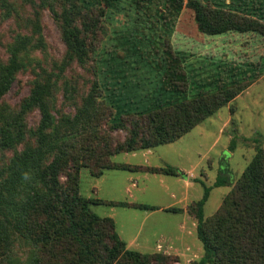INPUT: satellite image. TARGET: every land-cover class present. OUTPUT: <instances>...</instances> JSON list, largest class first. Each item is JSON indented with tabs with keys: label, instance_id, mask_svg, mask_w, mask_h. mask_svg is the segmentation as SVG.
Here are the masks:
<instances>
[{
	"label": "trees",
	"instance_id": "trees-1",
	"mask_svg": "<svg viewBox=\"0 0 264 264\" xmlns=\"http://www.w3.org/2000/svg\"><path fill=\"white\" fill-rule=\"evenodd\" d=\"M116 1L90 6L88 0H61L58 19L66 56L58 65L59 73L45 71L34 80L19 106L13 107L4 99L25 66L21 54L30 40L19 37L9 47V59L0 57V264H174L180 260L175 254L128 248L114 218L97 214L92 206L157 207L84 196L81 171L87 168L95 177L110 169L185 175L172 165L135 166L115 162L113 157L176 142L249 85L219 87L189 100L160 102L155 107L149 104L141 110L132 106V111L118 101H108L96 75L76 113L57 117L55 94L61 73L71 63H88L90 35L98 33L107 8ZM233 2L187 0L186 4L203 34L252 33L264 40V18L246 7H234ZM8 3L0 0V8H8ZM179 82L167 89L185 91ZM36 111L40 118L32 125L29 116ZM201 183L203 197L187 209L197 220L204 255L190 264H264V147L258 149L218 210L207 219L204 209L212 187ZM226 183L223 175L214 185ZM167 211L183 209L171 207ZM25 246L26 260L21 253Z\"/></svg>",
	"mask_w": 264,
	"mask_h": 264
},
{
	"label": "rangeland",
	"instance_id": "rangeland-1",
	"mask_svg": "<svg viewBox=\"0 0 264 264\" xmlns=\"http://www.w3.org/2000/svg\"><path fill=\"white\" fill-rule=\"evenodd\" d=\"M88 1L90 6H103L104 2ZM205 1L219 3L221 0ZM231 1L233 0H226V3ZM242 1L244 0H234V7H246L252 14L264 18V0H246L247 4ZM8 2V8H0V57L9 59V47L19 37L30 40L21 54L25 66L17 74L4 99L16 107L29 95L38 76L45 71H59L58 65L62 64L67 49L58 19L61 0ZM186 3L187 0L182 5L168 0H118L107 8L98 33L91 34L88 40V63H71L61 73L55 94V114L58 117L63 113H76L96 75L107 94L105 98L112 103L118 101L132 111L135 108L144 109L149 104L155 107L160 102L166 104L189 100L218 90L219 87L249 85L227 106L176 142L152 149L154 154L150 159L154 164L166 162L190 168L200 161V166L194 170L195 174L207 186L212 187L204 209L207 219L218 210L223 198L230 192L258 149L264 147V40L260 35L252 33L229 32L217 36L203 34L198 29L194 12ZM178 72L184 74H177ZM180 79L185 80L179 82ZM176 80L180 85L183 83L185 91L167 89L169 86L174 87ZM39 118V112L32 113L29 116L30 124L37 123ZM132 157L120 154L115 159L117 162L128 160L135 163L142 159L140 156ZM223 175L227 177V183L215 187V182ZM110 179L108 176L105 179L95 177L87 168H83L81 192L84 196L91 197L95 196L94 188H98V196L102 198L109 193H105V190L111 189L122 197L123 184H112L113 179ZM201 185H195L192 196L201 194L203 197L205 189ZM112 186H115L114 189ZM169 199L167 187L158 184L143 201L157 204L158 201L166 203ZM124 207L93 205L92 210L101 216H114L116 227L120 230H135L148 212L146 209ZM181 219L182 215L178 213L158 212L145 227L147 230L163 226L172 235H176ZM192 230V234L181 244L184 248L188 244L192 247L190 253L184 250L186 254L201 257L204 246L196 228L193 227ZM142 238H146L145 234ZM161 241L164 242L162 239ZM145 242L152 244L155 240H138L139 244ZM21 253L26 260V246ZM186 259L185 256L181 258L183 264ZM179 262L174 264H180Z\"/></svg>",
	"mask_w": 264,
	"mask_h": 264
},
{
	"label": "crops",
	"instance_id": "crops-1",
	"mask_svg": "<svg viewBox=\"0 0 264 264\" xmlns=\"http://www.w3.org/2000/svg\"><path fill=\"white\" fill-rule=\"evenodd\" d=\"M162 146V145H161ZM159 147V146H158ZM157 148V147H155ZM152 148V149H155ZM152 149H145L140 150L136 152H125L120 154H125L126 156L132 155V158H138L139 156L142 157V159H139L137 163L135 162H129L128 160H125L124 162H118V163H126L130 165L135 166H151V167H161L166 166L170 164L165 163H156L154 164L152 162V155L153 150ZM142 152V153H141ZM117 154V155H120ZM113 157V160L116 161V156ZM151 156V159H150ZM126 159V158H124ZM173 166V165H172ZM200 166V161L196 162L195 164L189 166H174L177 167L182 173L185 175H178V176H171V175H165V174H157V173H151L148 171H142V170H121V169H110L105 170L103 173L102 179H105L110 177V181L113 179L112 184L116 183H122V190L123 194L122 197L116 195L114 193V190L107 189L105 190V193H108L105 197H99L100 189L94 188L93 194L95 196L91 197H97L101 198L107 201H115V202H128V203H136V204H149L152 206H156L157 210L153 211H147V215L144 217L145 219L142 220L140 225L135 228V230L128 231L127 229L120 230L117 226V231L119 232L120 236L127 242L128 248L139 250L144 253H153V252H164L167 254H175L180 257V264H183L181 258L186 257L187 259L184 260L185 264H190L193 260L200 259L198 255L194 254L192 256L186 254L184 250L187 251V253L192 251V247L188 244L185 248L183 244H181L184 239L192 234L193 227L196 228L197 231V220L188 212V206L199 199H201L200 196H192V190L195 188V185L200 184L201 180L197 174H195V169ZM192 169V170H190ZM117 172V173H109V172ZM108 172V173H107ZM118 172H120V175H118ZM121 173H124L123 175ZM167 178V179H165ZM173 178V179H170ZM161 184L163 186L167 187L168 193L170 194V199L168 202L163 203L161 201H158L156 204L155 202H144L143 198L147 195H150L151 191L157 188V185ZM202 186V185H201ZM115 186H112V189H114ZM197 193V192H196ZM143 195V196H142ZM194 198V200H193ZM125 200V201H122ZM171 207H179L182 208L183 211L180 212H173L178 213L182 215L181 219V225L178 227L179 231L176 235H172L167 229L163 226L157 227L155 226L154 229H147L146 230V224L148 221L154 216L155 213L158 212H166L168 208ZM124 208L134 209L133 206H125ZM137 209V208H135ZM114 218V216H112ZM115 222L116 219L114 218ZM130 233V235L126 234ZM126 234V235H125ZM145 234L146 238H142V236ZM155 240L154 246L152 244H149L148 242L142 244L138 243V240ZM161 239L164 241L162 242ZM139 244V245H138ZM141 247V248H139ZM146 250H143V249ZM143 250V251H142ZM204 255V254H203ZM198 257V258H197Z\"/></svg>",
	"mask_w": 264,
	"mask_h": 264
}]
</instances>
